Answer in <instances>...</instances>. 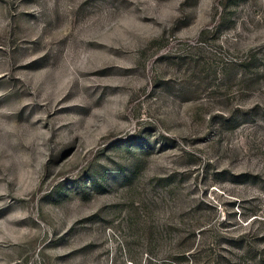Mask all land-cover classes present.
Segmentation results:
<instances>
[{"label":"rangeland","instance_id":"rangeland-1","mask_svg":"<svg viewBox=\"0 0 264 264\" xmlns=\"http://www.w3.org/2000/svg\"><path fill=\"white\" fill-rule=\"evenodd\" d=\"M0 264H264V0H0Z\"/></svg>","mask_w":264,"mask_h":264}]
</instances>
